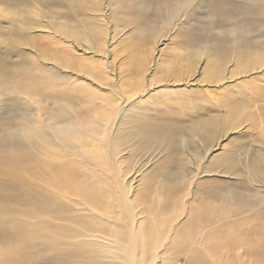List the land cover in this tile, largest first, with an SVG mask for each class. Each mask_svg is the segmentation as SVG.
<instances>
[{"label": "bare ground", "instance_id": "bare-ground-1", "mask_svg": "<svg viewBox=\"0 0 264 264\" xmlns=\"http://www.w3.org/2000/svg\"><path fill=\"white\" fill-rule=\"evenodd\" d=\"M191 1L165 0L163 25L183 33L174 62L165 38L149 58L144 43L159 32L140 22L139 38L117 45L140 41L134 71L151 78L143 88L129 78L125 92L95 36L107 17L95 30L69 17L102 0H0L13 20L7 43L20 48L0 53V264H264V43L246 36L247 23H264V0L248 2L259 13L244 25L213 0L209 32L181 21ZM49 7L60 23L45 19ZM57 28L72 47H38ZM73 50L102 65L75 70ZM199 88L220 96L216 109L197 106Z\"/></svg>", "mask_w": 264, "mask_h": 264}, {"label": "rangeland", "instance_id": "rangeland-1", "mask_svg": "<svg viewBox=\"0 0 264 264\" xmlns=\"http://www.w3.org/2000/svg\"><path fill=\"white\" fill-rule=\"evenodd\" d=\"M158 0H134L133 5H131V8L125 9L121 3L123 0H102V5L100 7L99 12H94L91 10L90 7L86 4L84 7L85 10H81L80 7L76 9L75 11L71 12L70 19L73 21V23L76 25L75 28L79 30L83 29H94V27H99L101 19L103 17H107V21H105V30H100L102 35H97L96 39L98 42H101L104 45V52H102V55H104V58H102L103 65H106L107 72H109L110 76L116 80L117 84L115 89L120 91L129 92L131 91L135 86H122L121 88L119 85H124L126 82H128L129 78L137 79L141 78L139 85L142 84V88L144 83L151 80V78H148L147 81V75L142 73H136L134 71L132 60L135 59V57H132V54L129 52L131 49H135L137 46H139L141 43L138 40H134V43H127L122 45V49L120 47H117L119 43L122 42L124 38H126L129 33L132 32V35L134 39H138L141 35L139 31L134 30L132 26H136L139 22L141 25H150L154 28V32H159L157 34L156 40H149V42L144 43V52L149 56L154 52V48L156 46L157 41H159L161 38H165L164 41L162 40V44H159V49H161V53L165 56L166 60L171 63L175 61V55L173 52L174 48V41L176 34L182 35V32H176V31H170L168 26H164L163 22L167 17V13L164 7L165 0H162V4L157 2ZM183 1L185 4V0H179ZM213 0H193L189 4H186V7L184 9L181 21L187 24L188 26L192 28H206L209 25V21L206 20L205 17L208 15V11L210 10V5ZM230 4L229 11L233 15H238V21L241 24H245V22L248 20V18L253 17L256 18L257 13L259 11L252 10L248 7V2L250 0H226ZM37 3L35 1H31L30 5H36ZM125 6L126 3L124 2ZM166 5V4H165ZM79 10V12H77ZM59 12L60 10L56 9L55 7H49L44 9L45 13V19L54 21L56 24L60 23L59 20ZM31 18H29L32 21H38L36 20V16L30 15ZM134 16H138L139 21L134 20ZM185 16H189L190 18H185ZM192 21H196L194 23H191ZM106 20V19H105ZM12 17L2 16L0 14V53L7 52L8 50L14 51L16 48H19V46H15L13 44L7 43V30L8 33L11 36V42L13 36L10 33L11 29V23H12ZM93 22V23H92ZM17 27H20L19 24L16 25ZM246 36L251 41H259L260 43H264V23H247L246 24ZM95 30V29H94ZM99 31V30H98ZM56 34H53L52 41H48L45 38V35L39 34L38 37V47H41V45L47 46L51 50V52L54 54V52L57 53L56 50H59L58 48H65V46L71 48V43H64L61 38H59V34H63V32L59 31L58 28L55 31ZM209 32V29H208ZM65 33V32H64ZM181 33V34H180ZM124 34V35H123ZM65 35H69L65 33ZM194 35V33H193ZM211 35V34H210ZM218 33L212 34V36H217ZM5 36V38L3 37ZM190 39L192 38L190 35H188ZM199 36V35H196ZM113 38V39H112ZM115 38V47H111L108 50L106 48L108 46H111L113 43L110 42V40H114ZM167 38V39H166ZM5 39V42H4ZM3 42V43H1ZM56 43H58L56 45ZM6 45V46H5ZM58 47V48H56ZM52 48V49H51ZM20 49V48H19ZM128 49V50H127ZM142 50V49H141ZM109 51V52H108ZM105 52L107 53V56H105ZM127 52V53H126ZM129 52V53H128ZM72 53H74V58H76L77 61L72 62V65L75 70L77 71H85L88 70V72H94V69L96 68L94 66L102 65L100 63L101 61L98 60V62L89 63L86 59H90L89 56H84V60L80 58L81 54L78 53L76 50H73ZM126 55H123V54ZM139 53V52H138ZM130 55V56H129ZM15 56V55H14ZM129 61H127V58ZM58 59L61 62L62 65H64L65 55L63 53L58 54ZM132 59V60H131ZM132 64V65H131ZM83 66L84 68L80 67ZM99 67V66H98ZM160 73L158 72L156 77L158 79L157 83H160L161 78H158ZM199 78L198 76H196ZM122 79V81H120ZM199 91V92H198ZM155 92H152L154 94ZM205 93V94H204ZM198 94V95H197ZM204 94V95H203ZM203 95V96H202ZM197 97L196 104L199 108H203V106L211 107L216 109V104L220 97L216 95L215 100L214 98H209L208 91L198 89L196 92ZM194 96V97H195ZM204 97V98H203ZM206 97V98H205ZM10 101H13V96L7 98ZM206 100V101H205ZM17 101V100H16ZM202 101V102H201ZM207 102V103H204ZM212 103V104H211ZM215 103V104H214ZM144 108L153 109L155 106L154 104H146L143 106ZM2 114V112L0 113ZM253 135V137H252ZM251 136V137H250ZM258 131L254 129L247 130L243 137L246 139L244 140L243 144L246 147H251L252 143H258L253 141L254 137L257 138ZM250 137V138H249ZM248 138V139H247ZM255 138V139H256ZM251 144V145H250ZM221 176V175H220ZM212 180H217L215 178H212ZM256 223H253V225ZM242 229V228H241ZM241 229H238L239 231L236 233H240Z\"/></svg>", "mask_w": 264, "mask_h": 264}]
</instances>
